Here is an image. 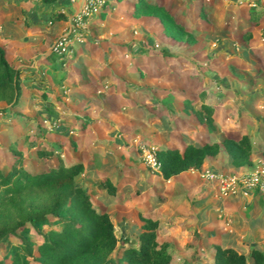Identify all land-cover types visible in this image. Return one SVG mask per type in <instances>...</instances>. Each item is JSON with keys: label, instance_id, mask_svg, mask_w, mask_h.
Masks as SVG:
<instances>
[{"label": "crops", "instance_id": "0c3cea01", "mask_svg": "<svg viewBox=\"0 0 264 264\" xmlns=\"http://www.w3.org/2000/svg\"><path fill=\"white\" fill-rule=\"evenodd\" d=\"M145 1L166 8L195 43L167 36L155 16L135 17L138 0H106L81 27L83 38L59 55L53 45L80 0H0V46L22 69L13 111L24 114L10 123L0 167L10 165L12 144L34 173L83 163L80 183L122 238L137 239L141 217L156 220L171 264H212L215 245L247 256L264 250V192L236 183L223 194L219 184L220 176L264 170V0L191 1V16L184 0ZM204 105L213 109V129L193 113ZM244 135L251 164L236 169L222 141ZM207 142L220 145L216 156L169 179L139 148ZM38 149L50 154L40 158ZM107 179L114 195L99 186Z\"/></svg>", "mask_w": 264, "mask_h": 264}, {"label": "trees", "instance_id": "16d2710c", "mask_svg": "<svg viewBox=\"0 0 264 264\" xmlns=\"http://www.w3.org/2000/svg\"><path fill=\"white\" fill-rule=\"evenodd\" d=\"M133 14L135 17L155 16L167 36L195 43L193 34L161 5L138 0ZM21 74L22 69L9 63L0 46V102L7 104L0 107L1 114L19 106ZM192 110L201 123L209 129L214 128L212 108L204 105L200 110ZM222 145L234 168L251 164L252 146L248 135L239 140L224 139ZM219 150L217 142L189 143L182 150L159 149L155 157L160 164L159 173L169 179L183 171L200 169L206 158L216 156ZM9 153L10 165L0 167V243H9L10 237L17 238L18 242L8 264H110L118 246V236L109 214L93 205L91 193L79 181L88 166L81 162L60 163L34 173L26 168V158L17 144L11 145ZM36 153L40 158L50 154L42 149ZM99 186L109 195L115 194L110 180ZM141 220L143 225L136 242L128 246L130 239H123L118 262L171 264L169 245L157 241L158 222L143 217ZM31 232L36 235L35 240H31ZM212 264H264V250L252 248L247 256L237 247L215 245Z\"/></svg>", "mask_w": 264, "mask_h": 264}, {"label": "built area", "instance_id": "2783aa9c", "mask_svg": "<svg viewBox=\"0 0 264 264\" xmlns=\"http://www.w3.org/2000/svg\"><path fill=\"white\" fill-rule=\"evenodd\" d=\"M106 0H80V6L71 17L70 26L60 36L53 45V50L59 55H66L71 49L72 40H81L83 38L81 27L86 19L92 18L99 14L105 7ZM144 161L154 171H159L160 164L155 157L154 148H149L145 144H139ZM236 183L243 184L246 188L256 189L264 192V170L258 171L251 175L219 177V184L223 194L233 192Z\"/></svg>", "mask_w": 264, "mask_h": 264}, {"label": "rangeland", "instance_id": "374dc122", "mask_svg": "<svg viewBox=\"0 0 264 264\" xmlns=\"http://www.w3.org/2000/svg\"><path fill=\"white\" fill-rule=\"evenodd\" d=\"M118 1L121 2L122 0H118ZM191 1L196 2V0H184V5H182L183 2H181V0H175L173 2H174V4H179L182 6H185V4L187 3L186 8H189V9H187L186 12L189 11V13H191L189 16H191V15H193V13L195 11L194 7H191L188 4ZM190 4H192V3H190ZM194 4H197V3H194ZM197 29H198V27H197ZM1 106H4V105L1 104L0 107ZM5 106H7V105H5ZM13 110H11V111L3 114V115H0V157L9 155V154L7 155V151L4 148H6V146L8 145V142H10V140H12L11 139L12 137L9 134V131H7V130H10V126H11L10 123L13 122V124H14V123H17L20 121L22 122V119L24 117V114L22 112L20 113L18 111H13ZM32 135L35 136L36 132H35V134L33 133ZM9 163H11V160ZM92 203H93V201H92ZM93 205L97 208V205H95L94 203H93ZM97 209H99V208H97ZM44 228H47V225H45ZM115 231H116L117 236H118V246H117V249L112 254V260L113 261L110 264H122V263L118 262V258L120 257V251H121V247L123 245V238L121 235V231L118 227L115 228ZM30 236H31V240H35L36 235L33 232L30 233ZM17 242H18L17 238L10 237L9 243H7V244L0 243V264H8L10 262L11 255L15 250L14 247L17 244ZM34 254H36V252H34Z\"/></svg>", "mask_w": 264, "mask_h": 264}, {"label": "water", "instance_id": "95a60500", "mask_svg": "<svg viewBox=\"0 0 264 264\" xmlns=\"http://www.w3.org/2000/svg\"><path fill=\"white\" fill-rule=\"evenodd\" d=\"M135 242H136V240L132 239V240H130V242H129L127 245H128V246H131V245H133Z\"/></svg>", "mask_w": 264, "mask_h": 264}]
</instances>
